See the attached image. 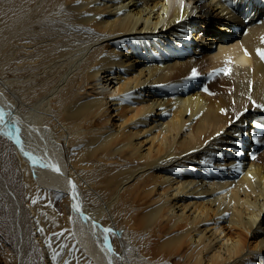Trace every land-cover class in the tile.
<instances>
[{"label":"bare ground","instance_id":"1","mask_svg":"<svg viewBox=\"0 0 264 264\" xmlns=\"http://www.w3.org/2000/svg\"><path fill=\"white\" fill-rule=\"evenodd\" d=\"M258 49L264 0H0V230L16 264H52L21 200L48 189L90 264H264Z\"/></svg>","mask_w":264,"mask_h":264},{"label":"rangeland","instance_id":"2","mask_svg":"<svg viewBox=\"0 0 264 264\" xmlns=\"http://www.w3.org/2000/svg\"><path fill=\"white\" fill-rule=\"evenodd\" d=\"M204 66H207V63H203L200 67H204ZM214 69H215V65H213L205 74V80L207 82L212 81L216 77L215 75H217V72ZM42 70H44V66L42 67ZM105 77H109V75ZM110 80L111 79L109 78L108 81ZM111 84L112 82L108 85L111 86ZM100 85L101 84H96L94 86L93 84L87 85L86 93L95 94L99 92ZM193 91L194 90H191V92ZM200 92L206 95H214L218 93V91L211 89L209 85H205L204 87H201ZM104 118L105 115H103V119ZM110 120L111 122L113 121L116 122L117 121L116 114L112 113V115L110 116ZM256 147L258 151L257 155L259 153L264 152V144L258 143ZM70 149L78 150L79 145L77 147L73 145L71 146ZM245 150L246 147L241 151L242 155L245 152ZM82 163L85 162L83 161ZM91 165L92 164L90 163V166ZM99 173H100L99 169L88 170V177H93L96 175L97 178H101ZM92 186L94 188V191L89 193V195L86 196L85 199L88 205L94 209L96 206L102 205L95 203L96 201H102V182L99 181L97 184H92ZM48 190L51 191H45V190L37 191L38 194H29L25 192L21 196L22 204L24 206V213L26 215V219L23 221V223L27 222V220L29 222L28 230L32 234L31 245L33 247L39 248L40 250L46 248L47 258L48 256L50 257L52 264H79V263L90 264V262L87 260L82 250V247H81L82 250L81 252L75 246L76 242H81V241L74 235V229L76 228V226L72 225L73 224L72 217L67 216L68 213L67 209H66V216H67L68 224L66 223V221H64L65 215L63 212V208L60 204V200L63 198V196L60 194L59 191L52 189H48ZM33 201H35V203H33ZM73 212H75V210H73ZM100 217L102 218V215H100ZM75 220L77 222L79 219L75 218ZM82 223L83 221H81L78 224L77 228L86 231L85 226L79 227L80 225H82ZM70 228H72L71 242H69V239L65 240V236L63 233L65 230H69ZM82 235L83 232L81 236ZM16 260H17V242L15 239V235L11 232H7L1 229L0 230V264H16Z\"/></svg>","mask_w":264,"mask_h":264},{"label":"snow or ice","instance_id":"3","mask_svg":"<svg viewBox=\"0 0 264 264\" xmlns=\"http://www.w3.org/2000/svg\"><path fill=\"white\" fill-rule=\"evenodd\" d=\"M257 54L260 56V58H261L262 60H264V50H259V49H258V50H257ZM224 72H225V74H228L229 69H225ZM196 76H197L196 70L193 69L190 78H195ZM218 135H219V134H218ZM53 167L55 168V166H53ZM56 170L58 171V169H56ZM70 183H71V182H70ZM73 195H75V193H73ZM33 203H35V201H33ZM72 207H73V208H76L77 206H76L75 204H73ZM105 231L107 232L108 229H105Z\"/></svg>","mask_w":264,"mask_h":264}]
</instances>
